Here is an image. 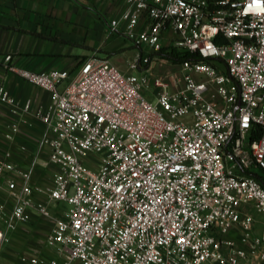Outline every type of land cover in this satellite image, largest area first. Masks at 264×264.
Listing matches in <instances>:
<instances>
[{
  "label": "built area",
  "instance_id": "1",
  "mask_svg": "<svg viewBox=\"0 0 264 264\" xmlns=\"http://www.w3.org/2000/svg\"><path fill=\"white\" fill-rule=\"evenodd\" d=\"M124 1L110 26L123 22L139 48L127 70L101 56L74 74L18 69L50 92L33 114L54 172L35 184L32 168L0 159V249L37 214L52 220L51 254L24 251L17 264L261 261L249 207L264 213V0ZM164 47L199 57L175 62ZM0 101L19 112L5 85Z\"/></svg>",
  "mask_w": 264,
  "mask_h": 264
},
{
  "label": "crops",
  "instance_id": "2",
  "mask_svg": "<svg viewBox=\"0 0 264 264\" xmlns=\"http://www.w3.org/2000/svg\"><path fill=\"white\" fill-rule=\"evenodd\" d=\"M124 8V0H0V85L14 95L19 110L14 113L12 105L0 101V159L32 168L33 183L49 184L54 172L49 146L38 144L43 123L33 114L39 105L49 103L50 92L22 77L18 69L57 68L74 74L86 59L101 56L127 70V61L137 54L131 51L139 48L122 33L123 22L117 29L110 26V19L119 17ZM7 54L12 55L8 62ZM119 54L121 61L115 59ZM27 99L32 100V110L23 114ZM18 119H22L20 132L10 140L7 132ZM62 210L54 204V214ZM32 215L30 222L19 223L11 233L18 240L17 249L51 254L44 241L40 243V232L47 233L52 220Z\"/></svg>",
  "mask_w": 264,
  "mask_h": 264
},
{
  "label": "rangeland",
  "instance_id": "3",
  "mask_svg": "<svg viewBox=\"0 0 264 264\" xmlns=\"http://www.w3.org/2000/svg\"><path fill=\"white\" fill-rule=\"evenodd\" d=\"M135 51H137V53H138L139 49L138 50L133 49L131 52L134 54ZM122 57H123L122 54H119V55H116L115 59H117L118 61H121ZM127 62H129V61H127ZM165 68H167V67H163V69H165ZM157 70H162V67H158ZM143 93L146 96H149L147 90H144ZM57 205L62 209L67 207V204L64 202H60ZM249 209L255 215V217L257 219V222L254 225V230H255L256 234L262 235L264 233V213L257 211V209L254 208L253 206H250ZM40 233H41L40 234V243H43L44 237H45L44 235L46 233V229L42 230V232H40ZM17 241L18 240L14 235H12V234L9 235L8 240H6L4 242V244L2 245V247L0 249V264H17L16 263L17 262V256L21 252L17 249V246H18ZM242 264H246V263H242ZM249 264H264V259H262L261 261L251 262Z\"/></svg>",
  "mask_w": 264,
  "mask_h": 264
},
{
  "label": "trees",
  "instance_id": "4",
  "mask_svg": "<svg viewBox=\"0 0 264 264\" xmlns=\"http://www.w3.org/2000/svg\"><path fill=\"white\" fill-rule=\"evenodd\" d=\"M159 54H161L163 57H166L168 59H171L175 62H180L185 59H191V58H198L199 55L197 53L190 52L188 50H181L177 48H169L164 47ZM254 136L253 138H255Z\"/></svg>",
  "mask_w": 264,
  "mask_h": 264
}]
</instances>
